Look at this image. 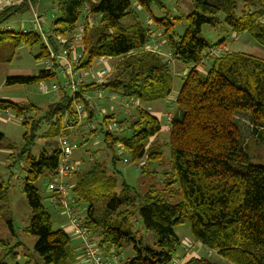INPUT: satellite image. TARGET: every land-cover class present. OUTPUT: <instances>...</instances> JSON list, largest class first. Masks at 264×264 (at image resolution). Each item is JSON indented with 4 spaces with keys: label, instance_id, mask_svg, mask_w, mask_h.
Instances as JSON below:
<instances>
[{
    "label": "trees",
    "instance_id": "obj_1",
    "mask_svg": "<svg viewBox=\"0 0 264 264\" xmlns=\"http://www.w3.org/2000/svg\"><path fill=\"white\" fill-rule=\"evenodd\" d=\"M152 1L135 0V4L151 15ZM236 1L192 0L186 28L177 38L169 29L171 22L167 18L152 16L166 34L168 52H164V59L169 61L170 54V62L143 50L148 46L149 26L139 18L130 0H18L2 7L0 62H11L22 46L29 50L36 48L34 59L43 65L35 75L6 76L3 81L6 86L38 85L44 80L60 82L62 77L44 65L50 60L58 68L57 57L63 52L70 61L72 52L81 54L73 64L75 69L91 66L95 71L97 65L92 63L96 58L117 59L102 81L89 80L88 75L75 93L64 88L51 93L59 96L38 119L34 118L37 107L33 104L0 99V111H12L24 125V139L30 133L29 144L20 148L18 159L11 164L21 160L26 163L22 191L30 215L22 230L36 238L33 251L43 264L76 263L77 255L69 246L71 235L63 228H52L51 215L35 186L39 178L50 177L59 164L57 139L63 119L73 116V102H81L87 114L79 125L84 124L81 133L68 135L76 145L71 160L79 163V169L67 176L65 183L74 200L86 206L82 217L78 214L90 231L89 238L93 240L92 236L97 234L95 244L100 252L114 251L119 255L121 249L130 245L131 254L123 259L119 256V264H170L175 258L181 259L180 264H216L208 257L187 256L183 252L199 243L232 264H264V165L251 161L235 120L236 114H248L251 137L264 143V60L235 52L209 56L210 45L197 36L204 25L216 27L223 15L232 31L247 33L264 48V23L257 21V13L237 18ZM41 2L51 6L49 32L43 31L40 21L44 39L33 30L2 27L9 18L29 13ZM125 18L130 23H124ZM78 37L80 45L76 44ZM175 60L189 69L173 99L179 115L166 117L170 160L162 169L161 143L152 141L161 125L141 103L163 100L171 94L170 63ZM98 89L109 91L115 105L91 106L85 95L92 94L96 99ZM118 105L135 108V118L116 122ZM43 126L47 129L38 136ZM115 131L120 135L115 136ZM3 137L0 133L1 146ZM37 139L42 145L37 152H31L30 147ZM99 140L104 150L111 153L112 170L118 161L114 148L120 146L131 163L145 158L141 174L147 178L157 174L159 182L132 192L123 184L116 191V170L108 173L106 163L95 158V154L89 160L88 155L85 160L73 159L75 150ZM83 163L87 167L82 168ZM53 197L54 194L47 193L49 202ZM6 201L5 187L0 182V204ZM136 218L152 234L153 245L137 241L138 231L133 229ZM185 222L189 223L193 244L187 242L180 250L174 226ZM9 226L11 229V223ZM0 246V264H6L8 255L17 258L14 246L3 247L1 240ZM32 260L27 256L22 263L15 264H32Z\"/></svg>",
    "mask_w": 264,
    "mask_h": 264
},
{
    "label": "rangeland",
    "instance_id": "obj_2",
    "mask_svg": "<svg viewBox=\"0 0 264 264\" xmlns=\"http://www.w3.org/2000/svg\"><path fill=\"white\" fill-rule=\"evenodd\" d=\"M95 1L98 2V0ZM130 2L134 6V8L136 6V10L139 13V18L144 22V24H146V26H149L150 33L148 35V46H146L143 50L154 52L157 55L161 56L165 62H170L172 56L170 58H167L169 59V61L164 59V52H168V49L165 46L167 42L166 34L163 32L162 27H157V24L153 20V17L163 19L167 18L166 20L171 22L168 27L175 35V38H177L183 33L186 28V16L192 10V0H153L150 3L151 15L142 10L139 5H136L135 0H130ZM236 5L235 16L237 18H242L244 17L243 15L248 16V13H257V21L259 23H264V0H237ZM25 14H28V12ZM49 15L50 12L47 14V19L43 22V31L45 33H47L50 28ZM22 16H13L9 18L5 23H3L2 27H9L17 31L30 30V25L23 28L20 27V22L23 19ZM223 19L224 16L220 15L219 24L216 27H212L209 25L202 26L201 32L197 35L198 38L206 41L210 45L208 47L210 49H213V47L220 48L222 50V54L229 52L245 53L264 60V48L257 44L247 33L232 31V29L224 22ZM22 22L24 23V21ZM123 22L130 23L129 18L123 19ZM214 50L216 51V49ZM36 51V48L29 50L28 48H24L21 46L17 49L16 55L11 62H0V99L11 100L10 98H12L17 102H27L33 104L37 107V113L34 118L38 119L44 114L49 104L57 100L59 94H43L38 89V85L6 86L3 82L6 76L25 74L35 75L38 71L42 70V62L34 59ZM101 58L102 62L97 65L95 72L89 73V75L96 76L98 73H101L103 71V68L110 70L114 68L115 63H117V59L114 58ZM96 59L92 64H97ZM27 69L30 70L25 73ZM188 69V66H185L184 64L176 60L174 62L172 61V63H170V74L173 82L171 94L163 100H158L150 103H141V107L155 116L159 120V123L161 125L160 132L155 138H153L152 141L161 143L163 151L161 163L162 169L166 167V162L168 165V162L170 160L168 144L169 134L167 129L166 117H171L174 114L179 115L178 106L176 103H174L173 99L177 96L184 75ZM17 71L22 73H16ZM99 78L100 77L98 76L95 82H98ZM43 82L49 84L48 80H44ZM86 97L88 98V96ZM90 98L91 100L89 98L88 99L90 100V103L91 101H93V104H91L94 107L99 105L100 107H102L107 105L108 103V101L106 100H96L93 95L90 96ZM136 102L140 103L138 100H136ZM113 105L115 104L113 103ZM116 109H118L119 111L118 114L116 112V122L121 120H126L127 122H129L136 116L135 108L124 109L120 105H118ZM32 115L33 113H31V116ZM235 120L237 121L242 138L246 143V150L251 158V161L254 164L264 165V143H258L254 137H251V125L249 123L248 114H236ZM92 125L94 126L95 123L92 122ZM109 125H111L110 122L106 126L107 129ZM83 127L84 124L81 127L79 126L77 131H80L81 133ZM46 129L47 127L43 126L41 129H39L37 135L39 136ZM0 133H2L4 136L2 141L3 145H0V163H3V165L0 164V182H2L5 187L7 199L6 202L0 204V240L3 241V247L11 248L14 246L15 248L13 250L18 254L15 260L12 259L10 255H8L6 264L22 263L21 261L25 260L27 256L33 258L32 264H43L38 255L33 251V246L36 238L34 236L27 235L22 230L23 227L28 224V218L30 215L29 206L22 191V182L23 177L25 176L26 163L21 160L20 162L18 161L14 164H11L15 159H18L17 154L21 150L20 148L26 145V143L27 145L29 144L30 133L24 139V125L12 111H0ZM113 134L115 136L120 135L118 131L113 132ZM94 141H92L90 145L83 146L82 149L79 148L78 150H75L74 157L78 160L82 159L84 156L87 157L88 155L89 160L91 159V155L95 154V158L98 157L100 160H103L106 163L108 173H113V171L116 170V172L114 173L117 180L116 191H119L120 188H122L123 184L128 185L130 192H132L133 189L145 190L146 186L149 183L159 182V177L156 176L157 174L153 178H147L141 174L140 166L145 161V158L141 159L137 163H131L129 155L124 150H122L120 146L114 148L115 155H118V161L115 163V169L112 170L110 159L111 153L106 149L104 150L102 144H100V140L99 143L97 142L96 144L94 143ZM41 145V140L37 139L35 141V144L33 145L34 147H30V151L37 152ZM91 150H94V152H92ZM10 155L11 157H9ZM87 165L88 164L83 163L82 168L87 167ZM167 168L169 167L167 166ZM157 170L160 171V168H158ZM162 175L163 174H159V176L161 177ZM44 179L45 177L39 178L35 182V186L38 188L40 195L43 197L44 206L47 208L48 212L51 215L52 228L59 229L65 222L64 217L62 216L64 215L63 209L59 204L62 201L58 200L59 203H57L56 205L50 204L47 198L48 192L45 190ZM69 189L70 187L67 189V191H69ZM69 194L72 196L71 193ZM74 202L77 203L75 200ZM74 202L73 204H75ZM81 207L86 206L81 205ZM80 215L82 217V214ZM8 222L11 223L12 230L9 228L10 226ZM62 228L69 232V228L67 226L62 225ZM133 229L138 231V233L136 232L137 241H140L143 244L149 246L154 244V238L150 241L146 240V237L144 236L145 230L142 228V225L138 218H136L133 222ZM174 232L180 239V250L182 249V246L188 241L192 243V236L188 222L175 225ZM74 244H76V241L71 239L69 246L73 247ZM194 247L195 246L193 244L192 248L189 250H192L189 255L200 256L199 253L194 252ZM1 248L2 247L0 246V249ZM130 249V245H126L123 249H121L120 252L124 258L128 256V251ZM10 250L11 249H9V251ZM228 263L232 264L231 262Z\"/></svg>",
    "mask_w": 264,
    "mask_h": 264
},
{
    "label": "built area",
    "instance_id": "obj_3",
    "mask_svg": "<svg viewBox=\"0 0 264 264\" xmlns=\"http://www.w3.org/2000/svg\"><path fill=\"white\" fill-rule=\"evenodd\" d=\"M34 23L31 26L30 30L38 32L41 34L44 39L45 36L42 32L39 16L37 13L33 12ZM83 28L80 29L82 31ZM77 45L80 44V37L77 38ZM216 49V51L214 50ZM207 53L209 56L216 57L222 55V50L220 48L208 49ZM81 56L80 53L72 52V60H68L66 52H63L57 57L58 59V68L54 67L53 63H49L48 60L44 65L46 69L50 71L57 72L58 75L62 77L60 82H49V84L41 81L38 84V89L42 93H56L61 88L68 89L70 93H75L79 90L80 85L86 81L89 73L95 72L92 67L87 69H75L73 64L76 63ZM172 55L168 54L167 58H170ZM208 58L206 57V61ZM102 62V58L98 57L96 59V65ZM110 70L103 68L101 73H98L96 76L98 82L102 81V77L105 76ZM106 94V96H104ZM96 99L101 100L106 97L108 100L112 101V94L109 91H104L103 89H98L95 91ZM87 99V97H86ZM81 102H73V116L65 117L63 119V127L61 129V134L57 139L58 148L60 150L59 164L54 171V173L44 180L46 186V191L54 194L52 202L54 204L59 203L58 200L62 201L59 204L63 209V213L67 219V222L70 227V234L75 238L80 239L81 242V256L84 263L86 264H118L119 255L114 251L108 253H102L97 249V246L90 237V231L83 225L82 218L79 216L78 212L73 208V197L67 191L68 187L65 183V178L70 176L79 169L78 162H72L71 156L76 147V145L70 141L69 134H74L77 131L78 126L81 124L84 117H86L87 111L83 108ZM102 115H106L104 111L101 112ZM22 119V118H21ZM191 244H188L190 246ZM181 259L175 258L170 264H180Z\"/></svg>",
    "mask_w": 264,
    "mask_h": 264
},
{
    "label": "crops",
    "instance_id": "obj_4",
    "mask_svg": "<svg viewBox=\"0 0 264 264\" xmlns=\"http://www.w3.org/2000/svg\"><path fill=\"white\" fill-rule=\"evenodd\" d=\"M1 2V1H0ZM7 4H10V3H7ZM50 4L48 3V2H41V3H38V4H36L32 9H31V11L28 13V14H25L24 16H22L23 17V19L21 20V22H20V27L21 28H23V27H27V26H33V24L32 23H34V19H33V12H36L39 16H40V21H42V23L46 20V16H47V14L50 12ZM2 9V7L0 8V10ZM22 21H24V23L22 22ZM50 30H48L47 32H49ZM28 70H30V69H27L26 71H25V73H27L28 72ZM16 73H22V72H19V71H17ZM15 75V74H14ZM25 75H28V74H25ZM89 80H96L95 79V77H92V76H89ZM86 96H88V98L91 100V98H90V96H92V94H86ZM11 100V102H17L16 100H14V99H12V98H10ZM104 100H107L108 101V104H111V105H113V101H109L106 97H104L103 98ZM100 101V100H99ZM91 103L93 104V101H91ZM90 103V104H91ZM92 104H91V106H92ZM97 107H100V105L99 106H96L95 108H97ZM115 110V109H114ZM119 112V111H118ZM41 143H42V141H41ZM73 158L75 159V160H77L75 157H74V155H73ZM85 159H87V157L86 156H84L83 157V159L82 160H85ZM79 161L81 160V159H78ZM1 165H3V163L1 162L0 163ZM50 203H52V201H51V198H50ZM53 204V203H52ZM81 205H84L83 203H81V202H77V203H75V204H73V208H74V210H76L77 212H79V214H81V213H83L84 212V210H85V207H81ZM62 215V214H61ZM63 217H64V223L62 224V225H65V226H67L68 228H69V230H70V227H69V224H68V222H67V219H66V217L64 216V215H62ZM62 225H61V228H62ZM145 233H144V236L146 237V240H148V241H150V240H153V238H152V235H150L147 231H144ZM69 234H70V231H69ZM71 235V234H70ZM71 237V239L72 240H74V241H76V244H74V246L73 247H70V248H72L73 249V251L76 253V263L75 264H86V263H84V261H83V258H82V256H81V248H82V244H81V240L80 239H78V238H75L74 236H70ZM92 238H93V241L96 243V239L98 238V236H97V234H95L94 233V236H92ZM188 243H189V241H188ZM195 247H194V252L195 253H199V255L200 256H205V257H208V258H210L212 261H214L216 264H229L228 263V261H226L225 259H223L221 256H219L215 251H212V250H209V249H207V248H205L204 246H202V245H200L199 243H196L195 245H194ZM192 248V247H191ZM191 248H188L186 251L185 250H183V252L184 253H186V255L188 256V254L192 251H189ZM131 254V249L128 251V256ZM185 255V256H186ZM119 256H120V259H123L124 257L122 256V254H121V252H120V254H119ZM121 261V260H120ZM120 263V262H119ZM118 263V264H119Z\"/></svg>",
    "mask_w": 264,
    "mask_h": 264
},
{
    "label": "water",
    "instance_id": "obj_5",
    "mask_svg": "<svg viewBox=\"0 0 264 264\" xmlns=\"http://www.w3.org/2000/svg\"><path fill=\"white\" fill-rule=\"evenodd\" d=\"M1 2H0V8H1V6H3V5H5V3H14V2H16V1H18V0H0Z\"/></svg>",
    "mask_w": 264,
    "mask_h": 264
}]
</instances>
